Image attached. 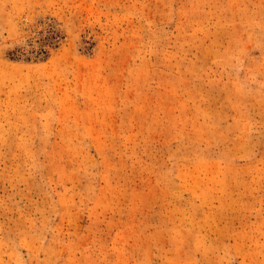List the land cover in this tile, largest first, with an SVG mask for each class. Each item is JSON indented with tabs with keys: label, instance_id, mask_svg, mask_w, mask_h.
<instances>
[{
	"label": "rangeland",
	"instance_id": "obj_1",
	"mask_svg": "<svg viewBox=\"0 0 264 264\" xmlns=\"http://www.w3.org/2000/svg\"><path fill=\"white\" fill-rule=\"evenodd\" d=\"M0 264H264V0H0Z\"/></svg>",
	"mask_w": 264,
	"mask_h": 264
}]
</instances>
